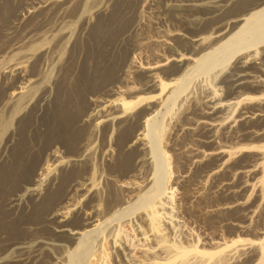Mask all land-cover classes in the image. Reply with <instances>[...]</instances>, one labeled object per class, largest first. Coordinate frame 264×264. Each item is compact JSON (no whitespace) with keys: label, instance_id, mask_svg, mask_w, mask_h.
I'll use <instances>...</instances> for the list:
<instances>
[{"label":"bare ground","instance_id":"obj_1","mask_svg":"<svg viewBox=\"0 0 264 264\" xmlns=\"http://www.w3.org/2000/svg\"><path fill=\"white\" fill-rule=\"evenodd\" d=\"M14 1L0 0V264H264V0H162L188 27L157 38L142 36L148 0ZM183 103L175 153L166 118ZM239 154L234 176L255 180L225 184L253 193L210 213H246L202 250L167 168L191 158L217 178Z\"/></svg>","mask_w":264,"mask_h":264},{"label":"rangeland","instance_id":"obj_2","mask_svg":"<svg viewBox=\"0 0 264 264\" xmlns=\"http://www.w3.org/2000/svg\"><path fill=\"white\" fill-rule=\"evenodd\" d=\"M18 1V2H17ZM26 1H31V0H24ZM151 0H148V4L150 5H146V7L150 8V10L148 8H144L145 10H143L142 15L145 13V15H143V18L145 19V22L148 24V26L146 28H144L142 32V36L143 35H147L148 37H155L157 38V36H160L162 33L164 34L163 30L167 29L168 27L169 29H174L176 30H183L184 28L186 29L188 27V23L187 21H177V20H172L167 18L164 14H163V6L161 4H163L161 1L162 0H153L154 2H152V5L150 4ZM23 0L19 1L16 0L14 1L15 5L22 3ZM17 3V4H16ZM136 3V2H135ZM156 4V5H155ZM153 6V8L151 7ZM160 6V7H159ZM160 9V10H159ZM162 10V11H161ZM153 15V16H152ZM150 19H148V17ZM163 17V18H162ZM166 17V18H165ZM147 19V20H146ZM166 19V20H163ZM11 20V18H10ZM149 20V22H148ZM173 21L172 23L170 21ZM155 21V22H154ZM153 22V23H152ZM151 23V24H150ZM175 23V25H173ZM180 23V24H179ZM187 23V24H186ZM155 24V25H153ZM209 22L207 23H202L201 26L203 25L204 28H202L200 26V29L205 30L206 26H208ZM179 25V26H178ZM187 25V27H185ZM205 25V26H204ZM159 26V27H158ZM178 26V27H177ZM149 27V28H148ZM155 27V29H154ZM180 27V28H179ZM152 28L154 29L152 31ZM157 28V30H156ZM148 29V30H147ZM161 29V30H158ZM173 29V30H174ZM147 30V31H146ZM150 31V32H148ZM162 33H161V32ZM147 32V33H146ZM156 32H159L158 34H156ZM146 33V34H145ZM162 34V35H163ZM150 35V36H149ZM152 35V36H151ZM154 35V36H153ZM161 35V36H162ZM2 41L0 40V48L2 49L0 52V55L4 53H6L10 46V44H8L9 46H7V42L4 43L6 45H3V43H1ZM14 41L10 40V43L13 44ZM9 43V42H8ZM5 46V48H4ZM151 46L146 48L148 54H150L152 52L153 49H157V46ZM7 48V49H6ZM152 48V49H150ZM5 49V50H4ZM150 49V51H149ZM160 49V52L162 53L163 51H161L162 49ZM4 51V52H3ZM146 52V53H147ZM164 53H166V51H164ZM1 59V56H0ZM152 60H156V58H152ZM221 75V74H220ZM221 77V76H219ZM202 79V78H201ZM198 79V82H201ZM199 87V85L197 86ZM189 103V102H188ZM188 103L184 104L183 103V107L181 106L182 104H178V106H175V110H173L168 116H167V120L166 123L169 125L167 126V128H169V132H167V137L166 140L164 139L163 145L167 146V148H172L175 153H177L179 150L178 148L181 147V145H183L184 143H189L190 141L187 139L186 136H182L180 137V139L175 142L172 143L174 141H171V136L174 132V128H175V124L181 120L183 114L185 113V110H187L188 108ZM180 107V108H179ZM181 109V111H179ZM179 111V112H177ZM180 113V115L178 114ZM174 114V115H173ZM178 115V116H177ZM182 115V116H181ZM170 116V117H169ZM175 117V118H174ZM180 117V118H179ZM172 121H171V119ZM170 119V120H169ZM170 123V124H169ZM173 128V129H172ZM172 132V133H171ZM171 133V135H170ZM170 135V136H169ZM169 141V142H167ZM231 140V143H226V145L228 146H240V144H244L245 140H241L240 139H234V141ZM239 141V142H238ZM248 140H246L247 142ZM245 142V143H246ZM249 142V141H248ZM232 144V145H231ZM170 147H169V146ZM173 152V153H174ZM179 158V157H178ZM176 158V160L178 159ZM237 158V159H236ZM179 160V161H178ZM177 160L176 163H173L172 168L170 169L169 167L167 168L169 170V173L167 175V178L169 180V185L171 186L172 189H170V191H172L171 194H173L174 196V202L173 205L175 206V212H173L174 215L179 216V221L182 222V225L184 226V229H187L188 231H190L193 236L192 238H194L193 240L197 241V239H200V244L198 245L200 248H202V250H206V251H216V249L218 250V244H212L210 241L212 240H220L221 237H229V239L232 238V236H234V234L232 235V232L230 231L229 226L227 227L226 225H228L234 218L240 220L241 218L243 219L245 210L242 209H237V211L232 210L229 212H224L222 215L217 214V215H212L210 213V210L216 208V207H224V206H228L231 205L233 203H235L238 200L241 199H246L247 196L249 197L250 193L253 191L249 188V190L247 191H241L239 193L233 194L231 193L228 188V186L225 184L229 181L233 180V187L234 189H241L242 187V182H244L245 180H249L251 182H254V180L251 177H245V178H238L235 177L234 175L236 174V172H238L239 170L243 169L245 164H247L246 159L244 158V155L239 154V156L235 157V160L233 159L232 161H230L226 166L222 167V170L220 171V175L217 178H209L208 175L206 174V172H202L200 169L197 170V168L191 164L192 160L190 159H185L184 158H179ZM183 160V161H182ZM190 160V162L188 161ZM188 161V162H187ZM242 161V162H241ZM187 162V163H185ZM178 163V165H177ZM243 163V164H242ZM185 165L186 166V171H184L182 168V166ZM189 164V165H188ZM241 165V166H240ZM244 165V166H243ZM176 166V167H175ZM194 166V167H193ZM178 167V168H177ZM180 167V168H179ZM226 167V168H225ZM229 167V168H228ZM196 168V170H195ZM224 168V169H223ZM231 168V169H230ZM239 168V169H238ZM174 169V170H173ZM179 169V170H178ZM184 172H182V170ZM227 169V170H226ZM179 172H178V171ZM194 170V171H193ZM200 170V171H199ZM238 170V171H237ZM171 171V172H170ZM175 172V173H174ZM228 172V173H227ZM235 173V174H234ZM262 173H260L259 175L261 176ZM177 175V176H176ZM184 175H187L186 177H184ZM205 177V178H204ZM236 179H235V178ZM177 178V179H176ZM182 178V179H181ZM208 178V179H207ZM247 178V179H246ZM180 181H179V180ZM211 179V180H210ZM215 179V180H214ZM207 180V181H206ZM229 180V181H228ZM196 181V182H195ZM223 181V182H222ZM195 183V184H194ZM219 183V184H218ZM201 184V185H200ZM207 184V185H206ZM240 184V186H239ZM264 184V182H263ZM192 185V186H191ZM225 185V186H224ZM174 187V188H173ZM204 188V190L202 189ZM264 188V185H263ZM221 189V191H220ZM206 190V191H205ZM214 190V191H213ZM242 190V189H241ZM199 191H203L201 197L197 196ZM186 192V193H185ZM204 193V194H203ZM194 194V195H193ZM185 195V196H184ZM220 195V196H219ZM238 195V196H237ZM191 196V197H190ZM205 196V197H204ZM236 196V197H235ZM198 198V199H197ZM202 198V199H201ZM197 199V200H195ZM200 199V200H199ZM184 200V201H183ZM259 201H261L259 199ZM259 201L257 200L254 205H253V209H256L259 205ZM209 203V204H208ZM188 205V206H187ZM199 205V206H198ZM214 205V206H213ZM257 206V207H256ZM189 207V208H188ZM259 209V208H258ZM180 210V211H179ZM191 210V212H190ZM209 211V212H208ZM179 214V215H178ZM219 215V217H217ZM213 216V217H212ZM216 216V217H215ZM242 216V217H241ZM133 218H131L129 221L125 222V224L123 225L124 229L122 230V233H125V237H129V239H131L130 241H132L133 239V243L135 241H137V231L134 230V222L136 221L135 219H137V214L132 216ZM241 217V218H240ZM196 218V219H195ZM185 219V220H184ZM229 221V222H228ZM187 222V223H186ZM228 222V223H227ZM131 223V224H130ZM264 225V224H263ZM210 227V228H209ZM225 227V228H224ZM262 227V226H261ZM264 227V226H263ZM204 228V229H203ZM211 229V230H210ZM216 230V231H215ZM225 230V231H224ZM197 231V232H196ZM224 232V233H223ZM231 232V233H230ZM198 233V234H196ZM196 235V236H195ZM200 236V237H199ZM251 237H255L254 234L250 235ZM208 239H207V238ZM231 237V238H230ZM206 238V239H205ZM212 240H210V239ZM204 240H209V244H201L204 243ZM194 242V241H193ZM137 243V242H135ZM134 243V244H135ZM211 243V244H210ZM217 246V247H216ZM209 247V248H207ZM212 247V248H211ZM207 248V249H206ZM214 248V249H213ZM104 249V248H103ZM102 249V251H103ZM107 250V249H105ZM104 250V251H105ZM137 256L141 257V251L137 250L135 253ZM142 258V257H141ZM107 260V264H114L112 263V256L111 254H108L106 259ZM110 260V261H109Z\"/></svg>","mask_w":264,"mask_h":264}]
</instances>
